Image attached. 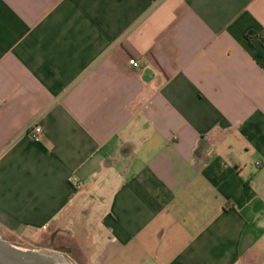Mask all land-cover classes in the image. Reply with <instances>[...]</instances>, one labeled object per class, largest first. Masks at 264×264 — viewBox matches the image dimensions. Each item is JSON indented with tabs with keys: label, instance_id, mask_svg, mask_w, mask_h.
Here are the masks:
<instances>
[{
	"label": "crops",
	"instance_id": "obj_1",
	"mask_svg": "<svg viewBox=\"0 0 264 264\" xmlns=\"http://www.w3.org/2000/svg\"><path fill=\"white\" fill-rule=\"evenodd\" d=\"M248 32L264 0H0V234L93 239L92 264H264Z\"/></svg>",
	"mask_w": 264,
	"mask_h": 264
},
{
	"label": "rangeland",
	"instance_id": "obj_2",
	"mask_svg": "<svg viewBox=\"0 0 264 264\" xmlns=\"http://www.w3.org/2000/svg\"><path fill=\"white\" fill-rule=\"evenodd\" d=\"M79 229V228H78ZM81 232V230L79 231ZM0 237L7 241L8 243L21 247L23 249H50V250H57L59 252H61L64 257L66 258V260L68 261L69 264H92L94 262V259H92V255H93V248L96 247L97 245V241L95 242V244L92 243V240H90L89 244H85L83 246H81L80 243V237L75 236L74 239H71L72 242H70V245H73L74 247L72 248H68L66 250L62 249V250H58V245H47L45 243L46 240L44 241H38V242H33V241H29L26 240L24 236L22 235H1ZM49 243V242H48ZM94 246V247H93ZM92 251V254L90 255ZM246 260H241L239 263L237 264H246L245 263Z\"/></svg>",
	"mask_w": 264,
	"mask_h": 264
},
{
	"label": "bare ground",
	"instance_id": "obj_3",
	"mask_svg": "<svg viewBox=\"0 0 264 264\" xmlns=\"http://www.w3.org/2000/svg\"><path fill=\"white\" fill-rule=\"evenodd\" d=\"M0 251L6 257L20 260L25 264H69L64 255L57 250L23 249L12 245L0 237Z\"/></svg>",
	"mask_w": 264,
	"mask_h": 264
},
{
	"label": "built area",
	"instance_id": "obj_4",
	"mask_svg": "<svg viewBox=\"0 0 264 264\" xmlns=\"http://www.w3.org/2000/svg\"><path fill=\"white\" fill-rule=\"evenodd\" d=\"M130 63L134 66L139 65V61L135 58H131ZM27 132L33 139L40 140L43 133V129L40 124L33 122L27 128Z\"/></svg>",
	"mask_w": 264,
	"mask_h": 264
},
{
	"label": "water",
	"instance_id": "obj_5",
	"mask_svg": "<svg viewBox=\"0 0 264 264\" xmlns=\"http://www.w3.org/2000/svg\"><path fill=\"white\" fill-rule=\"evenodd\" d=\"M0 264H25V262H20V260H16L15 258L14 260L8 258L0 251Z\"/></svg>",
	"mask_w": 264,
	"mask_h": 264
},
{
	"label": "trees",
	"instance_id": "obj_6",
	"mask_svg": "<svg viewBox=\"0 0 264 264\" xmlns=\"http://www.w3.org/2000/svg\"><path fill=\"white\" fill-rule=\"evenodd\" d=\"M247 37L256 45L264 44V38L261 37V38L256 39L255 34H253L252 32H248Z\"/></svg>",
	"mask_w": 264,
	"mask_h": 264
},
{
	"label": "flooded vegetation",
	"instance_id": "obj_7",
	"mask_svg": "<svg viewBox=\"0 0 264 264\" xmlns=\"http://www.w3.org/2000/svg\"><path fill=\"white\" fill-rule=\"evenodd\" d=\"M61 248H62V249H64V250H66L68 247H66V246H65V247H63V246H62Z\"/></svg>",
	"mask_w": 264,
	"mask_h": 264
}]
</instances>
